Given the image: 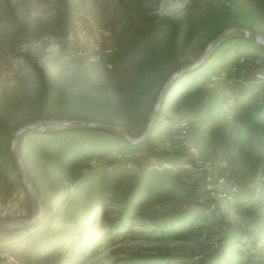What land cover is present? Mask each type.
Here are the masks:
<instances>
[{
	"label": "trees",
	"instance_id": "trees-1",
	"mask_svg": "<svg viewBox=\"0 0 264 264\" xmlns=\"http://www.w3.org/2000/svg\"><path fill=\"white\" fill-rule=\"evenodd\" d=\"M161 3L113 0L110 29L114 50L108 62L87 67L70 59L63 48L43 57L28 48L20 56L19 79L0 93V199H11L22 187L13 151L18 130L51 120L112 125L127 131L131 138H140L151 123V111L167 80L185 68V60L200 58L228 29L252 32L264 23V0H188L176 15L155 16ZM41 24L37 18L24 22L14 28L13 35L24 47L34 39L44 50L52 48L56 44L49 40L56 35ZM240 50L260 51L263 58L239 56ZM229 51L232 54L227 55ZM165 112L182 116L175 127L168 128L170 138L181 134L184 122L192 131L191 120L200 128H209L207 143L234 133L228 147L241 148L232 165L245 167L249 162L247 143L254 132L264 130V47L243 37L224 39L197 69L170 85L159 115ZM162 126V119L153 122L140 144L131 143L118 131L98 129L28 130L17 137L25 174L41 200L45 217L65 212L59 218L68 229L84 234L94 227L103 236L90 243L91 237H81L90 246V257L105 250L107 241L125 243L137 226L149 230L142 233L141 240L159 245L127 254L121 264L195 261L215 245L204 242L205 232L216 226L221 212L217 201L229 206L243 189L233 177H226L220 189L217 181L224 173L211 176L204 168L185 163L182 155L167 151L169 142L162 137ZM185 164L193 167L191 172L184 170ZM260 164L256 163V174ZM251 185L259 188V197L264 198V181L258 178L243 186ZM230 186H237L236 197L232 201L219 199L217 195ZM259 197L247 196L242 209L254 216L245 223L247 228L262 223L255 238L263 242L264 199L254 201ZM194 199L207 200L204 210H183V205ZM212 206L215 210L208 212ZM257 209L260 214L255 216ZM200 219L202 224L196 227ZM234 237H221L216 252L232 248ZM192 242L198 244L197 251L181 257L174 256L167 246L179 248ZM257 246L246 252L250 260L246 264H264V248L259 251Z\"/></svg>",
	"mask_w": 264,
	"mask_h": 264
},
{
	"label": "rangeland",
	"instance_id": "rangeland-1",
	"mask_svg": "<svg viewBox=\"0 0 264 264\" xmlns=\"http://www.w3.org/2000/svg\"><path fill=\"white\" fill-rule=\"evenodd\" d=\"M74 1L76 0H0V93L19 79L17 74L19 63L17 64V61L21 55L26 53L28 48L36 51L38 57L58 52L63 48L70 59L80 60L87 67L96 65L92 60L95 57H101V62H108L114 50L110 29L113 0H81L75 4ZM187 1L162 0L154 15L159 17L176 15L184 8ZM36 18L40 20L45 30L49 28L55 33L54 40H49L51 44H56L52 48L44 50L43 45L34 39L30 40L28 47H24L20 45V40L13 35L16 26ZM232 29H228L224 39L245 38L247 35ZM252 33L264 41V23ZM215 47L216 45L211 46L209 53ZM230 54L232 53L229 51L227 55ZM238 55L263 58V54L256 50H240ZM198 59L189 58L185 60V68L197 64ZM161 104L162 102L156 105L154 122L162 119V137L169 142L165 146L167 151L182 155V159L187 161L185 163H192L194 168H204L207 174L211 176L212 174L218 175V172L227 174V177H233V180L239 183L243 189L238 199L231 202L229 206H227L228 202L217 201L221 212L217 218L216 226L205 232L204 242L207 246L215 245L203 254V258L199 257L195 261L188 260L185 263H179L226 264L227 261L240 264L248 263L250 260H248L249 255L246 252L256 243L258 244L257 249L263 250L264 241L255 238V231L262 226V223L247 228L245 223L252 221L254 216L244 214L242 209L248 203L247 196L259 197V188L253 189V185L246 188L243 185L245 183L248 185L251 181H257L258 178L264 177V130L254 132L246 145V159L249 162L245 167H236L232 165V160L241 146L228 147V143L235 138L234 133H227L218 140L207 143L210 137L207 132L209 128H200L191 120L192 131L189 132L180 127L181 134L170 138L171 136L167 135L168 128L172 125L175 127L182 116L169 112L163 113L162 116L159 115ZM157 116H159L158 119ZM154 135L156 136V134ZM142 136L133 139L139 140ZM258 161L261 162V168L256 174L255 166ZM193 167L187 164L183 166L184 170L190 172ZM240 169H242L241 172ZM21 183L22 187L11 199L7 201L0 199V227L13 228V230L8 231L0 230V264H6L4 259L11 257L16 259L18 264H121L127 254L143 253L145 249H152L159 245V243L141 240L142 233L149 230L137 226L134 228L135 232L132 234V238H128L125 243L113 245L111 241H107L104 245L105 250L99 251L94 258L90 257V246H86L88 244H85L86 242H83L81 237H91V241L89 240L88 243L102 238L103 236L98 234L97 228L90 227L86 233L78 234V230L68 229L66 223L60 221L59 217H64L65 212H61L58 216L45 217L41 200L32 188L27 176L25 184L22 178ZM25 185L31 186V193L37 208L36 219H32L34 209ZM21 191L26 192L25 199L22 203L15 204L16 196ZM263 199L261 195L258 200L254 201H262ZM221 200L223 201V199ZM251 202L250 200L249 203ZM8 203H10V207H8ZM186 203L183 205V210L201 212L208 202L205 199H194L193 202ZM259 214L260 211L257 209L255 216ZM202 221L203 219L197 220L196 227L200 226ZM226 234H235V242L232 248L217 253L216 250L219 247L217 242ZM62 240L64 242L60 243ZM197 245L196 242H192L177 248L178 246L175 244L167 243L169 249L173 251L172 254L176 257L191 255L192 252L197 251ZM236 251L242 253V256L236 255Z\"/></svg>",
	"mask_w": 264,
	"mask_h": 264
},
{
	"label": "water",
	"instance_id": "water-1",
	"mask_svg": "<svg viewBox=\"0 0 264 264\" xmlns=\"http://www.w3.org/2000/svg\"><path fill=\"white\" fill-rule=\"evenodd\" d=\"M232 30H235V31H238V32H243L245 34H247L245 36L246 39H249L261 46L264 47V42H262L261 39L259 36H257L256 34L250 32V31H247V30H243V29H232ZM228 30H226L224 33H222L218 38H216L204 51V53L200 56V58L198 59V62L197 64H195L194 66H191L190 68H185V69H182L176 73H174L173 75H171L169 77V79L167 80L165 86L163 87L161 93H160V96L154 106V108L152 109L151 111V123L150 125L148 126V128L146 129L144 135L142 136L141 139L139 140H134L133 138H131V136L127 133V131H125L124 129L120 128V127H116V126H112V125H94V124H74V123H70V122H65V121H48V122H45L43 124H40L38 126H34V127H26V128H23V129H20L18 130L15 135H14V140H13V151H14V154H15V158H16V161H17V164H18V168H19V172H20V176L21 178L23 179V182L25 184V179H26V174H25V169H24V166H23V163H22V160H21V157H20V154H19V151H18V146H17V137L21 134H23L25 131H28V130H33V131H38V132H45L47 131L48 129H55V130H61V129H65V128H73V129H98V130H108V131H118L120 134H122L128 141H130L131 143L133 144H140L141 142H143L147 136L149 135L150 131H151V128H152V124L154 122V119H155V112L157 110V103H161L164 99V96L166 95L170 85L178 78L180 77L181 75H184L185 73L187 72H190L194 69H197L200 64L206 59L207 55L209 54V48H211V46L213 47L214 45H217L219 44L221 41L224 40L225 38V35L227 33ZM25 188L30 196V200H31V204H32V207L34 209V216L32 219H36L37 218V208H36V203L34 201V197L31 193V186L30 185H25ZM0 230H3V231H8V230H13V228H3V227H0Z\"/></svg>",
	"mask_w": 264,
	"mask_h": 264
},
{
	"label": "built area",
	"instance_id": "built-area-1",
	"mask_svg": "<svg viewBox=\"0 0 264 264\" xmlns=\"http://www.w3.org/2000/svg\"><path fill=\"white\" fill-rule=\"evenodd\" d=\"M92 60L97 64V63H101L102 59H101V57H95ZM181 127H183L184 130H187V123H182ZM227 176L228 175L225 174L223 177L219 178V180L217 181L218 182V186L220 187V189H223L222 187L226 183V177ZM209 180L210 179L208 178L207 181H209ZM261 181H264V177L261 178ZM207 188H208V190H210L212 188V186L208 185ZM26 192H27V190H26ZM26 192L25 191H21L20 193L17 194L16 199H15V201H16L15 204L22 203V201L25 199ZM237 193H238L237 186H230V187L226 188L225 191H223L220 194H218L217 197L219 199H223V201H225V200L232 201L236 197ZM7 205H8V207H10V203H8ZM214 210H215V207L212 206L211 209L208 212H211V211H214ZM4 260H5L4 262L6 264H18L16 259H14L12 257L11 258H6Z\"/></svg>",
	"mask_w": 264,
	"mask_h": 264
},
{
	"label": "bare ground",
	"instance_id": "bare-ground-1",
	"mask_svg": "<svg viewBox=\"0 0 264 264\" xmlns=\"http://www.w3.org/2000/svg\"><path fill=\"white\" fill-rule=\"evenodd\" d=\"M262 42H264L263 40H261ZM21 224V223H20Z\"/></svg>",
	"mask_w": 264,
	"mask_h": 264
}]
</instances>
